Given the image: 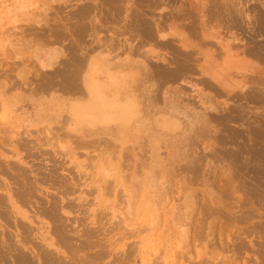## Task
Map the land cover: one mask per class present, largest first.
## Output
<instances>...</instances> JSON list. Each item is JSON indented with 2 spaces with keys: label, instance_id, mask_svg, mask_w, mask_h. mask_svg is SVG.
Returning a JSON list of instances; mask_svg holds the SVG:
<instances>
[{
  "label": "rangeland",
  "instance_id": "obj_1",
  "mask_svg": "<svg viewBox=\"0 0 264 264\" xmlns=\"http://www.w3.org/2000/svg\"><path fill=\"white\" fill-rule=\"evenodd\" d=\"M23 1L24 0H0V43L5 41L3 43L5 46L0 45V152L3 153V155L0 156V196L5 199H3V201L0 197V264H19V260L15 261L17 260L15 255L17 254H12L15 252L17 253L19 249V253L26 252L25 254L28 257V260H35L36 262H34L36 264H40L39 258L35 257L37 256L36 252L39 253L40 251V253H42L52 249L53 253L56 252V255H60V258L62 257L63 261L67 260L66 263L69 262L68 251L64 248L62 250H65V253H62L59 248L47 245L40 237L41 229H38L40 228L39 226L42 225L40 223L42 218L45 222H47L44 225L45 227L43 231L52 228V220L45 217V215H42L40 210H42V205L44 207L51 206L50 200L56 197V195L57 197L54 199L57 200L58 198L61 202V193H59L58 190L56 191V188L50 184V189H46L49 196L45 195L47 191L44 188L42 191H45V193L35 191V195L33 194L32 197L28 196V199L26 198L25 204L23 202L18 203L24 211H26L29 215H33V224L17 214L16 209H14L11 205L10 194L7 193V189L10 188V191L14 196L13 198H16L17 195L13 191H16V189L18 190L17 184H15L16 179L12 178L13 175L15 176L17 170L15 168L12 169L11 167H7V163H5L6 157L11 159L13 158L11 156L14 152L11 150L13 144H10L12 141L11 138H13L12 136L20 135L21 137L23 135L25 136L24 139H26V137L37 136L38 134V136H44L43 131L49 126L54 129L58 127L62 128L60 131L61 134H59L60 132L58 133V138L60 140L58 139L56 142L53 140V142H55L53 145L60 147L61 144H64L69 147V150H71V147L74 146V150L78 153L72 156L71 152V154L68 155L69 157L57 155L55 158L52 157L53 159H51L50 162H46V160L44 161V158L41 160L40 157H35L38 160H32L31 156L26 157V159L29 160V163H36L37 165L40 164L43 166L39 167L43 173H45L43 170H46V173H48L50 168H53L50 166L54 161H56L58 165L60 162H64L63 164L60 163L62 166L60 167L62 169L59 166L57 168H59V172L64 179L68 177V183L74 184L73 187L75 188V192L69 193L68 196L69 200L72 201V204L73 202L75 203V206H77L75 209L78 211L69 210L68 212L61 211V213L64 217H66V219H68V223H70L74 228L78 227L77 229H80L82 227L96 231L92 236L94 243L93 246H90V248H83L84 250H82L81 253L86 254L88 251L87 255L89 256L92 255L94 251L102 250L104 252V256L98 258L99 262L96 264H145V262H148V256H152L154 258L162 254L161 256L165 255L167 257L171 256L170 253H172V251L176 253L180 252L182 250L181 247H179L180 244L181 246L183 244L186 249L183 253L188 254L186 260H192V258L196 255L195 251L197 250L198 252V250H201L204 251L202 252L204 254H200L203 255L206 264H230L231 262V264H243V262H247L246 264H259L261 263L260 261H263L261 263L263 264L264 241H262L263 245L259 244V238L257 235H259V237H264V233H262V231L264 232V203L260 204L256 201L253 203L252 207L249 208L246 203V198L248 196L246 191L251 187L253 194H255L258 187L264 189V162L251 160L249 165L245 164V158L247 156L246 147L252 144H258L259 146L260 142L263 143L262 138L259 136V132L261 130L260 128L264 127V119H261L260 117L261 115H264V111L261 112V105L257 102L247 101L246 104L248 105V110L250 111L246 116L248 117V120L245 118V120L227 119L224 121L225 119H222L221 116L222 113L228 111L225 110L228 106H234V104H237L235 103L236 98H228V95L224 93L222 95H218L214 90L204 87V85L199 82L202 75L199 71H194L190 72L186 79L182 77L183 80L180 78L178 81L168 83L169 86L166 84L164 87V90L169 91L168 94H174L173 98L167 100L168 103L174 105L180 104V107L182 106L185 110V116L177 115L169 111H162L160 108L151 111V113H158L155 120H152V122L154 121L152 123L154 128L152 130V136L154 139L151 146L152 148H156L155 153L151 152L150 155L147 145L145 146V141L141 140L142 138L137 137L134 138L129 147H126L129 150L124 149L125 152H118V150L121 149L117 150L116 148H109L107 151L105 145H102V149L99 146L90 145L86 147L82 145L81 147V144L79 145V143L75 142L74 137L72 138L69 136L67 132H75L76 135L84 134L87 137L94 133L111 138L110 134L106 136V134L101 133V131L103 132V126H111L114 122L109 123L105 120H98V122L92 123L89 120H85L84 122H80L75 125L73 119L71 118L70 109L67 108L70 107V102H68L66 98L65 100L54 99L47 102L45 106H39V104H35L36 102L24 99L23 95L26 90H28L30 85L34 86V84H38L42 87L44 80L59 83L54 67H44L40 61L33 57L31 44L34 41L33 37H36V39H42L40 44L49 43L51 45H59V41H56L51 37L43 36V34H49L53 37H62V34L69 35L74 30V24H72L73 22H68L69 24L65 25L66 22H64V20L68 17L66 15L69 14V16H71L74 14V11L72 10L75 9L78 4H80L79 6H83V4L85 5V3L89 4V0H33L34 3L31 5L29 4L26 7L22 5L21 2ZM245 1L246 0H241L240 4L237 2L238 5L236 8L245 5L251 6L255 3L259 4L256 0H248L246 1V4L244 3ZM105 2L107 3L108 1ZM122 2L124 3V6H120V10L118 12L115 8H113V6H108L109 9L104 10V12L101 13L103 17L102 24L104 26L101 24L103 27L101 25L99 27L102 28L104 33L102 38L104 41L102 45H104V47H99L98 42L95 41L94 45H96V49L91 51L90 58H101L103 63H101L100 59H98L93 70H86L83 73V76L79 75L78 77L79 86L82 85V88H86L84 77L87 72H91L94 81L99 83V85H102V88L100 87V89H102L103 92L100 94L105 96V99L107 100L112 99L113 94H115V87L118 86L120 82L123 83V91H135L137 95L142 96L141 91L143 92L147 83L150 84L152 82L153 76H157L160 71L165 69L164 67L166 66L170 68L174 66L173 51L161 44V35L164 36L166 34L167 38H162V40L170 39L174 46L176 42H179V40H176L179 39L178 35H183L185 39L190 42H199L201 41V8L203 9L209 6L210 9L212 8L214 11L220 10L221 12H225V8L230 6L225 4V0H160L158 3L148 0V2L142 6L143 9L145 8L144 13L146 18L159 23L162 21L161 23L164 29L159 31L156 40L147 42V40H144L142 35L137 36L134 30L135 27L130 25V20H128V18H125L127 14H132L131 8L137 7L135 5L137 4V0H123ZM133 2L135 4H133ZM229 3L230 2H228V4ZM125 4L128 7H125ZM230 9L233 8L231 7ZM44 16H47L46 21L43 20L44 23L40 27V33L43 37L41 35L36 36L33 31H35V27L39 26V19ZM246 20L249 21V18ZM212 21L213 22L210 23V25L215 26L217 22L219 23L217 19ZM221 23L218 27L215 26L214 28L220 29L222 33L221 36L226 39L234 40V34H237L238 31L241 32V30H238L235 27L228 30L226 27L224 28L225 25ZM192 25H195V32L189 28V26L192 27ZM6 28L10 30H7ZM20 28L23 30H20ZM245 28L247 29V26ZM257 39L258 41L264 43V41H262L264 40V35L258 36ZM157 40L160 41V45ZM247 40L242 39V41H240V45H237V48H240L238 51L241 52H239V54L241 57H247V59L256 61L255 58L251 59L252 57L242 51ZM241 44H243V46ZM208 45L209 47L211 46L210 44ZM208 45L206 46L208 47ZM220 53L225 55V52ZM220 53H218L219 56ZM223 54H221V57H223ZM21 56V59L18 58ZM163 56L166 57L165 61L162 59L164 58ZM199 56L200 60H198V63L203 61L202 56ZM219 56H217V59L221 60L222 58ZM25 68L28 70L27 74H25V77H21L22 74L20 75V73ZM233 72L235 75L234 83L236 77L239 80L235 83V85H237L235 91L239 90L237 92H243L247 90L246 88H249V86L251 88L256 86L255 83L251 82H246L245 86L242 85L240 82L243 79V76H241L243 75L242 71L240 69H234ZM236 72L239 73V75ZM45 74L48 78L45 77ZM27 76H29V78ZM80 76H82L81 79ZM106 84L107 89L104 87ZM180 85L182 89L181 92L183 94L178 96L177 94L180 92L177 91L180 88ZM108 87L110 89H108ZM88 92H90V90L86 88L84 93L76 94L73 98L76 101H86L89 99ZM2 93L4 96H2ZM52 93L59 96L61 95V97H69V94H64L62 92ZM200 93H204L206 96L204 94L200 96ZM161 100L162 99L159 101ZM245 101L246 100H244V102ZM221 103L223 104L222 106L225 107H223L224 109L222 108ZM210 105H215L217 107L216 109H218V111L215 110L213 114L214 117L209 119L215 127H211L202 135L200 124L194 118L192 120L194 122L193 127L196 129L190 130V123L188 120L190 119L188 117L190 116V113L193 111L201 113L205 111L207 106ZM222 109L224 111L221 112ZM206 110L211 111L208 109ZM256 113H258V116ZM233 114L236 113L234 112ZM148 115L149 114L144 115V113H142L140 117H142V120L147 121ZM164 118L168 120V123H177V126L174 125L171 128H168L165 123L157 122V120L164 121ZM150 124L151 122L148 125ZM63 126L68 127V129L66 128L68 131L64 129ZM186 138L187 140H185ZM206 142L213 144V146H207L208 143ZM193 143L195 146H191V149H194L192 151L193 153H191L188 144L192 145ZM1 145L3 147L5 146L6 149L4 148V150ZM68 147H63L62 149L60 147L59 150H63L65 153V149L67 151ZM47 148L53 149L51 146H47ZM222 148L223 150H234L233 152L236 154L238 159V166H236V164L232 167L231 165L229 167L225 166L228 159L215 154V150L220 152V149ZM19 151L25 153V149ZM177 154L181 155V159H178L179 161L176 160V157L179 158L176 156ZM156 158L160 159V161L157 160V163L155 160ZM191 162L192 164L190 165ZM110 163L112 164V167L114 166L113 168L116 173L113 176L104 177L105 181H102L103 179L101 177L103 176H101V167H108ZM129 164L133 165V167H130ZM157 164L164 167H156L158 166ZM193 165L194 167H192ZM64 166L67 170L66 168L64 169ZM26 168L28 169L27 171L29 176L34 178V173H31L28 167ZM69 172L71 175H67ZM48 184L49 182L42 183L41 185L47 186ZM41 185H37L39 186L38 188L41 189ZM98 187L101 188V190H99ZM148 190L151 194L153 193L157 195V198L150 195L154 203L157 204L156 208L158 216L153 219L150 218V214L148 212L151 205L149 200L150 197H148L147 194L149 193ZM231 195H234V198H236L234 199L232 197L231 199ZM261 195H263V191H261ZM210 199L213 201V207L217 206L216 204L223 205L221 204V201L225 202V205H227V203L234 204L236 201L241 202L245 206L244 213L247 212L251 214L252 217L247 221L238 220L237 222L234 219L231 220L229 212L225 211L224 214H218L217 212H214V210H211L208 205H205V202L210 201ZM240 199L241 201H239ZM64 203H66V200H64ZM186 212L190 213V218L188 219L189 225L187 224L189 226L188 237L186 240L183 239L178 242L175 232L177 222L180 216H182V213L185 214ZM80 219L82 220L79 221ZM170 220L172 222L171 225L168 223ZM81 222L86 223V225L84 224L83 227ZM24 224L27 225V231H32L31 235H29L30 232L25 231L26 227L23 230ZM209 225L213 227L212 229L215 232L214 239L216 244L212 243V238L209 242H207L206 236L210 230ZM257 225H259V228ZM249 226L252 227H250V229L257 226L258 230L261 227V232H259L260 230H257V233L256 230H253L251 236L249 234V236L246 237L247 228ZM182 227L184 228V226ZM18 231L20 234L17 236ZM241 231H245L246 233L243 234L242 237L243 239H246L244 240L246 243L248 242V246L251 245L249 240H253V238V241H256V244L253 242L254 245H251L253 248L250 246L245 248V250H241L240 253V251L234 249L233 240H228L225 236L227 233L230 234L231 238L237 232ZM220 232L224 237V240H222L223 243H228L230 246L228 249L226 247L224 248V245L220 243ZM21 235L22 237H28V240L30 238L34 239L33 241L30 239L31 241L26 243L23 247V245L17 241ZM51 236L55 239L53 233ZM71 239L72 241H76L78 244L85 242V240H83L85 238H78L74 234H72ZM25 240H27V238ZM11 241L13 242L11 245L14 247L13 250H11L10 246ZM32 242L39 243L37 249L35 248L37 244L35 245ZM41 244L46 248H43ZM17 246L19 248H17ZM198 247L200 248L198 249ZM202 248H204V250ZM255 248H258L256 250L258 252L254 251ZM15 249L18 250L16 251ZM168 251L171 252L169 253ZM261 252L263 255H261ZM254 254H257L259 258H257ZM13 255L16 259H14ZM168 259H171V257H168ZM163 263L164 261L161 262V264ZM169 264H171V261Z\"/></svg>",
  "mask_w": 264,
  "mask_h": 264
},
{
  "label": "bare ground",
  "instance_id": "obj_2",
  "mask_svg": "<svg viewBox=\"0 0 264 264\" xmlns=\"http://www.w3.org/2000/svg\"><path fill=\"white\" fill-rule=\"evenodd\" d=\"M105 1H108V2L106 3ZM122 1L123 0H91V1L89 0V2H88L89 4L85 3V5L83 4V6H79L80 4H78L77 7L72 10V11H74V14H72L71 16H69V14H67L66 16H68V17L66 20H64V22H66L65 25L69 24L68 22H73L72 24H74V30L69 35L62 34V37L61 36L53 37L49 34H43V36L51 37V38H54L56 41H59L60 43H58V44L60 46V50L66 52L65 54L67 55V57L65 58V62L62 65H59V67L57 68L58 73L60 72L65 77V79H64L65 81H64V84L62 87L67 89V88L72 86V88L74 89L73 85H75L77 88L76 90H77L78 94H82L83 92H85L86 88L90 90V92H88L89 93V100L88 101L83 102V103L81 102V103L73 104V105H70V107H69L71 109L70 112H71V115L73 116L75 125L77 123V120L81 123L84 122L85 120H89L92 123H96V122H98V120H101V121L105 120L109 123L114 122L113 125H111V126L109 125L110 129H112V131L110 132L111 138H105L103 136L90 138V137L85 136L84 134L76 135L75 132H72V131H71L72 133L67 132V134L69 136H71L72 138L74 137L75 142L79 143V145L81 144V147H82V145H84L85 147L90 145V146H99L102 149V145L103 146L105 145L107 151L109 150V148H113V149L116 148L117 150L121 149V150H118V152H120V151L125 152L124 149L129 150L126 147H129L130 144H128V141L123 137L128 138V135H129L128 132H133V130L137 131V128L142 129V124L146 122L145 120H142V117H140V115L142 113H144V115H146V114H149V112L151 113V111L157 110L158 108H160V110H162V111H167V112L169 111V112L175 113L177 115L185 116V114H184L185 110H184V108H182V106L180 107V104L174 105V104L168 103L167 100L173 98L174 94H172V93L168 94L169 91L164 90V87L166 84L176 82L182 77L186 79L188 77V74H190V72H194V71L195 72L199 71L200 74L202 75L199 82L201 84H203L204 87H207V88L214 90L215 93H217L218 95H222L224 93V94L228 95V98H234V99L236 98L235 103H237V104H234V106L233 105L228 106L225 109L228 111L225 113H222L221 116H222V119H225L224 121H226L227 119L245 120V118L248 120V117H246V116L248 115V113L250 111L248 110L249 107L246 104L247 101L259 103V105H261L260 108H262L261 112L264 111V43L261 41H258V39H257L258 36L264 35V0H256L259 2V4L255 3L251 6L245 5V6H239L237 8H236V6L238 4H240L241 0H225L226 1L225 4L230 5V6L225 8V12L224 11L221 12L220 10L214 11V10H212V8L210 9L209 6L207 8H203V9L201 8V10H202V19H200L201 41H199V42H195V43L190 42V41L186 40L183 35H178L179 39H176V38L175 39L177 41L179 40V42H176L177 46H176V44L174 46L173 42L170 39H163L162 40V38H167L166 34L164 36L161 35V37H162L160 40L161 44L164 47L170 48L173 51L174 66H172V68L167 67V66L164 67L165 69L163 71H160V73L157 76L155 75L156 74L155 73L154 74L155 76H153V78H152V82L150 84L147 83V85L145 84L146 86L144 87L143 92L141 91L142 96L137 95L133 91H129V92L125 91V90L123 91L124 86H123V83L120 82L119 85L115 87V94H113L112 99L107 100V99H105V96L100 94L101 92H103V90L100 89V87L102 88V85H99V83H96V81H94L91 73L90 74L88 73V75H86L84 77L86 88H82L83 87L82 85L79 86V81H78L79 75L83 76L84 70H93L95 68L94 62L92 64V66H91V64H88L89 53L91 51H93L94 49H96V45H94V42L95 41L98 42L99 47L100 46L104 47V45H102L104 43V41L102 39L104 36V33L102 31V28L99 27L103 23L102 22L103 17L101 15V13L104 12V10L109 9L108 6H113V8H115L118 12L120 10V6H122V5L124 6V3ZM151 1L154 3L160 2V0H151ZM246 1H248V0H246ZM246 1L244 2L245 4H246ZM25 2H27V3H25ZM147 2H148V0H137V4H135L133 2V4H135L137 7L135 6L136 8H131L132 14H130V13L127 14L125 18H128V20H130V25L135 27L134 30H135L137 36L142 35L144 37L145 41L147 40V42H150L152 40L157 39V35H158L159 31L164 29V27L162 26V23H161L162 21H160V23H159L156 21H151V19L148 20L149 18L148 19L146 18L145 13H144L145 8L143 9L142 6ZM228 2H230V3L228 4ZM237 2H238V4H237ZM21 3L24 7H26L27 5H29V4L31 5L34 2H33V0H24ZM150 4H151V2H150ZM212 5H213V3H212ZM125 7H128V6L126 5ZM231 7L233 9H230ZM95 10H97V11H95ZM93 11H94V13H93ZM90 14H93V15H90ZM46 18H47V16H44V17L39 19V22H40L38 24L39 26L35 27V31H33V33L36 34V36L41 35L40 27L44 23L43 20L46 21ZM248 18H249V21L246 20ZM214 19L215 20L217 19L219 21V23L217 22L215 24V26H217V27L222 22L221 24L225 25L224 28L226 27L228 30H230V29L235 27L236 29L241 30V32L238 31L237 34H234V40L226 39L223 36H221L222 33H221L220 29L214 28L215 27L214 25H210V23H212L213 22L212 20H214ZM151 22H153V23H151ZM246 26H247V29L245 28ZM194 27H195V25H192V27L189 26V28L193 32H195ZM220 28H223V27H220ZM7 30H10V29H7ZM20 30H23V29L20 28ZM247 32H248V34H247ZM19 37H20V35H19ZM228 38H231V37H228ZM48 39H50V38H48ZM242 39H246V40L248 39L247 42L244 44V48L242 47L243 44H241L242 45L241 47L243 48L242 51L244 53H246L247 55H249L250 57H252L251 59L255 58L256 61H252L250 59H247V57L244 58V57L240 56V54H239L240 51H238V49L240 50V48H237L238 47L237 45L238 44L240 45V41H242ZM39 40L41 41L42 39H39ZM70 40L71 41L73 40V41L71 42ZM157 41H159V40H157ZM160 41H159V45H160ZM236 41H239V42H236ZM262 41H264V40H262ZM4 42L5 41L1 42L0 45L1 46L4 45L3 44ZM171 44H173V45H171ZM205 44L206 45L210 44L211 46L209 47V45H208V47H207ZM250 44H252V45H250ZM217 52L218 53L225 52V55L223 53H220V56H219ZM221 54H223V57H221ZM199 55H201L202 59H203V61L200 63H198V60H200ZM217 56L221 57L222 59L218 60ZM163 57L164 58H162V59H163V61H165L166 57L165 56H163ZM98 59H100L101 63H103L101 58H98ZM97 60L95 59L93 61H95L97 63ZM159 65H158V67L161 69V67ZM234 69H237V70L240 69L242 71L243 75H241V76H243V79L240 81L242 85L245 86L246 82H251V83H255L256 86H253V88H251L249 86V88H246L247 90H245L243 92H241V91L237 92L239 90L235 91V88L237 86V85H235V83L239 80L236 77L237 80L235 79V83H234V76H235L234 72H233ZM237 74L239 75V73H237ZM82 76H80V79L82 78ZM189 77H190V75H189ZM148 78H149V76H148ZM183 78H182V80H183ZM111 79H112V76H111ZM82 81H83V79H82ZM110 85H112V84H110ZM168 86H169V84H168ZM104 87L107 89V84L104 85ZM145 88L147 90H145ZM108 89H110V88L108 87ZM181 90L182 89H181V85H180V88L177 91V92H180L177 94L178 96H181L183 94L181 92ZM202 94H204V93H200V96H202ZM2 96H4L3 93H2ZM207 98H208V96H207ZM160 99H162V100L159 101ZM6 100H7V98H6ZM244 100H246V101L244 102ZM222 105L223 104L221 103V106ZM221 106H219V107H221ZM223 107L224 106H222V108ZM216 108L217 107L215 105H210V106H207V108H205V111H203L201 113L192 110L193 112H191L190 116H188L190 118V119H188L189 123H190V130L196 129L195 127H193L194 122L192 120L194 118L200 124V129H201L202 135H203V133L208 131L211 127H215V125H213L209 119L211 117H214L213 114H214L215 110L218 111V109H216ZM206 109L211 110V111H207ZM223 109L221 110V112L224 111ZM234 112L236 114H233ZM256 114L258 116V113H256ZM260 117H261V119H264V115H261ZM157 122L158 123H161V122L165 123L168 128L169 127L171 128L174 125L177 126V123H168V120L166 118H164V121L157 120ZM196 125H198V124H196ZM50 127L51 126H49L48 128H45L46 130L44 129V131H43L44 136H38L39 135L38 134L37 136L28 137V138L26 137V139H24L25 136H23V135L21 137H20V135L19 136H12L13 138H11L12 141L10 144H13V147L11 149L14 151L13 154H11V156L13 158L11 159V158L6 157L5 163H7L6 164L7 167H11L12 169L15 168L17 170L15 176L13 175L12 178L16 179V181L15 180L14 181H15V184H17L18 190L16 189V191H13L17 195V196L15 195L16 198H13L14 196L11 193L10 188L7 189V191H8L7 193L10 194L11 205L14 209H16V212L20 217L28 220L31 224H33L34 223V220L32 219L33 215H29L26 211H24L22 209V207L18 203L23 202L25 204L26 198L28 196L32 197V195L35 193V191L45 193V191H42V190H44V188H45V190L46 189L49 190L50 184H52L54 186V188H56V191L58 190V192L61 193V196H60L61 202L58 198H57V200L54 199L57 197V195H56V197H54L50 200L51 206H49V207H51V208L44 207L42 205V210H40V213L42 215H45V217H48L49 219H51L52 220L51 225L52 224L53 225L51 226L52 227L51 229L43 231V229L45 227L44 225L47 222H45L44 219L42 218L40 220V223L42 225H40L39 226L40 228H38V229H41L40 230V237H41L42 241L45 242L47 245L52 246V247L55 246V247L59 248L62 253H65V250L68 251V254H69L68 255V257H69L68 261L69 262L66 263L67 260L63 261L62 257L60 258V255L55 254L56 252L53 253V249L50 251L47 250V251L42 252V253H40V251H39V253L36 252L37 256H35V257L39 258L40 264H96L99 262L98 258H101L104 256L103 255L104 252L102 250L101 251H99V250L94 251V253L92 255H89V256L87 255L88 251L87 252L85 251L86 254L85 253L81 254L82 250H84L83 248H85V247L90 248V246H93L94 243L92 240V236L96 231L91 230V229H85L82 227L80 229H77L78 227L74 228L70 223H68V219H66V217H64L63 214L61 213V211L62 212H68L69 210L78 211L75 209L77 206H75L74 202L72 204V201L69 200V196H68L69 193L75 192V188L73 187L74 184L68 183V180H67V178H68L67 175H71L70 172L72 170L70 169L71 171L67 175L65 174V176L67 178L65 177L66 179H64V177H62L60 172H59L60 171L59 168H57L58 166L60 167L61 164H63L64 162L63 163L60 162L61 164L59 163V165H58V163L53 160L54 162L50 166L53 168L51 169L49 167L50 171L49 172L47 171L48 173H46V170H43V171H45V173H43L42 170H40V168H39V167H43V166H41L40 164L37 165L36 163L35 164L29 163V160L26 159V157L31 156L32 160H38L36 158L40 157L41 160L44 158L43 159L44 161L46 160V162H50L51 159H53L52 157L55 158V156H57V155L68 156L72 152L71 155L73 156V155H76V153H78L77 151L74 150V146H72L71 150H69V147L67 145L61 144V146H60L61 149L63 147H68V150L66 151V149H65V153H64L63 150L62 151L59 150L60 149L59 146L56 147L55 145H53L59 139L58 133L61 131L62 128L58 127L56 129H54L53 127H51V128ZM63 127H64V129H66V128L68 129V127H66V126H63ZM85 127H86V125H85ZM150 127H151V130H149V131H152L154 128L152 126H150ZM150 127H147V128H150ZM249 127H250V125H249ZM114 128H115V131H114ZM143 128H146V127H143ZM260 129H259L260 130L259 136H260V138H262L263 143L260 142V144H261V145L259 144L260 147L258 146V144H252V145H249L246 147L247 156L245 158V160H246L245 164H247V165H249L251 160L257 161V162L258 161L264 162V127L260 128ZM181 133H183V132H181ZM59 134H61V132ZM153 139H154V137L152 136V133H151L150 137L147 138V141L149 143V147H147V149L150 152V155H151V152L155 153V151H156V148H154V147L152 148V146H151ZM218 139H220V138H218ZM53 140L55 142H53ZM185 140H187V138ZM205 140H204V142H205ZM190 142H191V140H190ZM208 142H206V143H208ZM77 143H76V146H77ZM148 143H145V145H147ZM217 143H216V145H217ZM211 145L213 146V144H211V143L207 144V146H211ZM47 146H51V148H53V149L47 148ZM188 146L190 148L189 150L191 151V153H193L192 151L194 149H191V146H195L194 143L192 145L188 144ZM220 146H221V144H220ZM58 147H59V149H58ZM4 148L6 149L5 146L3 147V149ZM24 149H25V153L19 151V150H24ZM60 151L63 153H61ZM90 151H91V149H90ZM233 151H230L227 149L223 150V148H222V149H220V152L215 150V154L217 156H223V157H226L228 159V162L225 163V166L229 167L231 165V167H232L234 164H236V166H238L237 165L238 159H237L236 154ZM104 153H105V151H104ZM126 153H127V151H126ZM1 155H3L2 152H0V156ZM213 155H214V153H213ZM127 156H128V153H127ZM176 156L179 157V158L176 157V160L181 159L180 154H177ZM155 160H156V163H157V160L160 161L159 158H156ZM142 164H144V163H142ZM191 164H192V162L190 163V165ZM0 165H1V163H0ZM109 165H111V166H109ZM109 165H108V167H105V166L101 167L100 166L101 167V176H103V177H101L103 179L102 181H105L104 177L113 176L116 173L115 169L113 168L114 166L112 167L111 163ZM157 165L158 166H156V167H164V166H161L160 164H157ZM152 166H153V164H152ZM26 167H28L30 169L31 173H34V178H31L32 176L31 177L29 176L28 171H27L28 169ZM35 167H37V168H35ZM130 167H133V165H130ZM192 167H194V165ZM65 168L66 167L64 166V169ZM66 170H67V168H66ZM63 171H65V170H63ZM134 175H136V174H134ZM248 176H249V174H248ZM259 176H261V175H259ZM257 177H258V175H257ZM166 178H168V177H166ZM79 180H81V179H79ZM132 181H134V180H132ZM47 182H49V184L47 186L41 185L42 183H47ZM37 185H41V189L38 188L39 186H37ZM99 190H101V188H99ZM261 191H263V195H261ZM113 192H114V190H113ZM148 192H149V193H147L148 197H150V195L151 196L153 195V197L157 198V195H155L153 193L151 194L149 190H148ZM246 193L248 195L246 198L247 199L246 203L248 204L249 208H251L253 203L256 201L259 202L260 204L264 203V189H261L260 187H258L256 189L257 194L256 193L253 194V191L251 190V187H250V188H248ZM36 195H38V194H36ZM45 195L49 196L48 191ZM232 197L234 198V195L233 196L231 195L230 198L232 199ZM1 198H2V200L4 199L3 197H1ZM1 198H0V201H1ZM162 199H163V197H162ZM64 200H66V203H64ZM149 200H150L151 205H150V208L148 209V212L150 214V218L153 219L156 216H158L157 215V208H156L157 204L154 203L152 197H150ZM243 200H244V198H243ZM239 201H241V199ZM62 202H63V204H62ZM221 202H222L221 204H223V205H220V204L218 205L215 203L217 206L213 207V201H211V199H210V201L205 202L206 203L205 205H208L211 210H214V212H217L218 214H220V213L224 214L225 211L229 212V214H230L229 217H231V220L234 219L237 222H238V220H240V221L246 220L247 221L249 218L251 219V217H252L251 214H249L247 212L244 213L245 206L241 202L236 201L234 204L229 203L232 206L229 205L228 203H227V205H225L224 204L225 202H223V201H221ZM160 206H161V204H160ZM78 207H79V205H78ZM65 208H66V210H65ZM184 211H186V210H184ZM238 213H240V214H238ZM189 215H190L189 212H186L185 214L182 213V216H180V218L178 219L176 230L174 229L176 232V238H177L178 242L180 240H183V239L186 240V238L188 237L187 236L188 230H189L188 219L190 218ZM100 219H102V218H100ZM81 220L82 219H80L79 221H81ZM5 222H6V220H5ZM82 222H84V221H82ZM82 222H81V224L84 227V224L86 225V223H82ZM71 223H72V221H71ZM168 223L171 225L172 224L171 220L168 221ZM210 225H209V229H210L209 231L210 232L208 231V234L206 236L207 242H209L210 239L212 238V243L216 244L215 239H214L215 232L212 229L213 227H211L212 225L211 226ZM259 225H257L258 228H259ZM26 226L27 225L24 224L23 230L25 229ZM182 226H184V228ZM257 226L256 227L254 226L253 229H250L251 226H249L247 228V234L245 233V231L244 232L241 231L242 233L237 232L234 236L231 235L233 238L232 237L230 238V234H227V233H226V236L225 235L224 236L226 238H228V240H230V239L233 240L234 249H236L237 251H240V253H241V250H245V248H248L251 245L256 244L255 243L256 241H253L254 240V238H253V240H249L251 245L248 246V244H247L248 242L247 243L245 242L246 239L244 238L245 239L244 240L242 235L246 234V237H247L250 234V236H251V234L253 233L252 232L253 230H256V232H257V230H258ZM260 229H261V227H260ZM25 231L30 232V231H27V227H26ZM31 232L29 235H31ZM259 232H261V230ZM23 233H24V231H23ZM52 233L54 234L55 239L53 236H51ZM262 233H264V232L262 231ZM262 233H261V235H262ZM19 234H20V232L18 231L17 236ZM72 234L76 235L78 238H85V239H83V240H85V242L78 244V243H76V241H72V239H71ZM219 236H220L219 240L221 241L220 243H222L224 245V248L226 247L228 249V247H230V246L228 245V243H226V244L223 243L222 240H224L223 239L224 237H223L221 232L219 233ZM257 236L259 238V241L261 239V241L260 242L258 241V243L262 244V241H264V237L263 236L259 237V235H257ZM21 237H22V235H21ZM21 237L17 241H19L21 243V245H23V247L26 243H28L31 240L33 241V239H34V238L33 239L30 238L31 240L30 239L28 240V237H22V238ZM26 238H27V240H25ZM253 242H254V244H253ZM4 243H5V241H4ZM32 243L35 245L37 244L35 247L37 249L38 248L37 246L39 243H35V242H32ZM12 244H13V242L11 241L10 246ZM14 245H16V244H14ZM262 245H259V246H262ZM18 246H17V248H19ZM41 246H42V244H41ZM167 246H168V244H167ZM42 247L46 248L44 246H42ZM179 247H181V249H182L181 251L179 250L180 252L176 253V252L172 251V253H170L171 251L170 252L168 251L171 256H167V257L165 255L161 256L162 254H160V256H157L154 258L152 256H151L152 258L148 256V259H147L148 262H145V264H161V262H163V261H164L163 264H169L170 261H171V264H184V263H186V264H206V261H204V258L202 255V254H204V253H202L204 251L198 250V252H197V250L194 248L196 250L195 251L196 255L194 256V258H192V260H189V259L186 260V257L188 256V254L186 253L187 254L186 255L185 253H183V251L186 249L184 248L183 244H182V246L180 244ZM251 247L253 248V246H251ZM64 248H65V250H62ZM199 248L200 247H198V249ZM13 249H14V247L11 246V250H13ZM202 249L204 250V248H202ZM257 249L255 248L254 251H256ZM259 249H260V247H259ZM19 251H20V249H19ZM19 251H17V253L15 251H13L15 253H12V254H17V255H15L17 257V260H15V261L19 260L18 261L19 264H36L35 260H34L35 262L28 260V257L25 254L26 252H23V253L20 252L19 253ZM245 252H247V251H245ZM256 252H258V251H256ZM200 253H202V254H200ZM259 254H260V251H259ZM263 254L261 252V255H263ZM254 255H256V257L259 258L257 256V254H254ZM15 256H14V259H16ZM65 257H67V256H65ZM168 257L169 258L171 257V259H168ZM64 260H65V258H64ZM257 260H259V259H257ZM118 262H119V260H118ZM260 262L262 263L263 261H260ZM246 263L243 262V264H246ZM261 263H259V264H261Z\"/></svg>",
  "mask_w": 264,
  "mask_h": 264
},
{
  "label": "crops",
  "instance_id": "obj_3",
  "mask_svg": "<svg viewBox=\"0 0 264 264\" xmlns=\"http://www.w3.org/2000/svg\"><path fill=\"white\" fill-rule=\"evenodd\" d=\"M33 38H34V41L31 43L32 44V55H33V57H35L38 61H40L44 67H48V66H51L52 68L54 67V69H55L54 71L56 72L57 77L59 76L61 78L58 77L59 83H57V84L52 82V81H45L44 80V84L42 86L43 88L40 87L38 84L34 85V86L30 85L28 90H26V92H25V94H27V95H25V94L23 95L24 99L36 102L35 104H39V106H41V105L45 106V104L47 102H49L51 100H54V99L65 100V98H66L68 100V102H70V105L81 103V102L83 103V102L88 101L89 99L86 100V101H76V100H74L73 97L76 94H78L77 90H76L77 88H76L75 85H73L74 89L72 88V86L67 88V89L62 87L63 84H64V81H65L64 80L65 77L60 72L58 73L57 68L59 67V65H62L65 62V58L67 57V55L65 54L66 52L60 50V46L59 45H56V44L55 45H51L49 43L48 44H45V43L44 44H40V40L39 39H36V37H33ZM22 51H24V50H22ZM90 54H91V52L89 53L88 60L90 62L89 64H91V66H92L93 62L96 63L93 60H95V59L97 60V58L96 57L95 58L94 57L90 58ZM18 58L21 59L22 56L18 57ZM27 71H28L27 68L23 69V71H21V73H20V75L22 74L21 77H25V74H27ZM85 71L86 70H84L83 73ZM88 73L90 74L91 72H87L86 75H88ZM27 77L29 78V76H27ZM45 77L48 78V76L46 74H45ZM146 88H145V90H147ZM53 89H56L57 91L53 90ZM52 92H58V93L62 92L64 94H69V97H66V96L65 97L64 96L61 97V95L60 96L59 95H55ZM133 92H135V91H133ZM67 108H69V107H67ZM70 114H71V112H70ZM157 114H158L157 112H155V113H150L149 112V115L147 116V121L142 124V129L137 128V131L133 130V132H128V134H129L128 138L127 137H123V138H125L128 141V144H131V142L134 140L135 137L142 138L141 140H144L145 143H148L147 138H149L150 134L152 133V131H149V130H151L150 126H152V123L154 122V121L152 122V120H155V117L157 116ZM71 117L73 119L72 115H71ZM73 122H74V119H73ZM150 122H151V124L148 125ZM79 123L80 122L77 120L76 124H79ZM143 127H146V128H143ZM147 127H150V128H147ZM102 129H103V132L101 131V133L106 134V136L109 135L110 132L112 131V129H110L109 125L106 126V127L103 126ZM114 131H115V128H114ZM110 136H111V134H110ZM89 137L90 138H92V137H102V135L100 136V135H97V134L93 133V134H90ZM103 137H105V136H103ZM105 138H109V137H105ZM147 147H149V143L147 144Z\"/></svg>",
  "mask_w": 264,
  "mask_h": 264
}]
</instances>
